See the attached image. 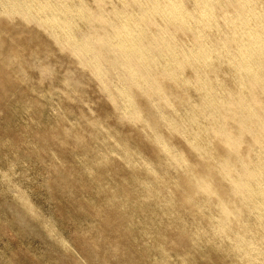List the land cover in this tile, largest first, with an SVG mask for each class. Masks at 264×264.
Instances as JSON below:
<instances>
[{
  "label": "rangeland",
  "instance_id": "rangeland-1",
  "mask_svg": "<svg viewBox=\"0 0 264 264\" xmlns=\"http://www.w3.org/2000/svg\"><path fill=\"white\" fill-rule=\"evenodd\" d=\"M0 39V264H264V189L235 203L243 209L233 226L247 238L250 261L239 253L245 241L235 245L215 229L208 215L219 214L215 206L197 211L180 203L183 191L169 180L181 174L142 145L152 137L145 124L128 117L118 98L112 108L106 93L109 107L88 78L79 82L68 74L75 59L51 44L44 30L2 19ZM21 44L27 48L18 49ZM133 97L148 105L138 115L156 118L149 98L139 91ZM76 100L87 102L95 117L83 116ZM66 134L72 138L64 141ZM142 149L167 185L152 183L148 173L147 184L133 182L137 173L129 160L145 164ZM105 158L111 159L107 165ZM124 179L131 184L122 185Z\"/></svg>",
  "mask_w": 264,
  "mask_h": 264
},
{
  "label": "bare ground",
  "instance_id": "bare-ground-1",
  "mask_svg": "<svg viewBox=\"0 0 264 264\" xmlns=\"http://www.w3.org/2000/svg\"><path fill=\"white\" fill-rule=\"evenodd\" d=\"M0 7V20L44 30L51 44L75 59L68 74L93 82L109 107L106 93L112 108L120 99L128 117L152 133L148 141L141 139L142 145L180 172L178 180L172 175L169 180L183 191L180 203L197 211L215 206L218 215L203 213L230 243L245 241L239 253L253 260V251L243 246L246 236L233 222H241L240 204L249 194L264 189V0H0ZM135 91L150 99L155 119L138 115L148 105L133 97ZM76 105L83 116L95 117L87 102ZM70 138L66 134L64 141ZM138 153L146 161L129 160L128 168L137 173L133 182L147 184L148 173L152 183L163 185L153 156L147 158L143 149ZM121 184L131 183L124 179Z\"/></svg>",
  "mask_w": 264,
  "mask_h": 264
}]
</instances>
